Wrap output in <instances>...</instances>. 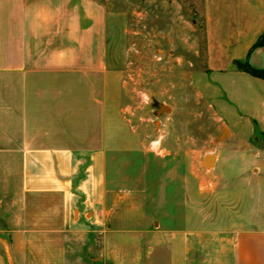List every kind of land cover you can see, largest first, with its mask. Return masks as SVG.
<instances>
[{"label":"crops","instance_id":"0c3cea01","mask_svg":"<svg viewBox=\"0 0 264 264\" xmlns=\"http://www.w3.org/2000/svg\"><path fill=\"white\" fill-rule=\"evenodd\" d=\"M202 15L203 92L235 141L223 142L224 154L203 169L221 184L216 168L231 151L244 190L225 192L217 217L204 208L196 219L186 206L171 214L186 220L163 229L131 204L136 194L115 187L113 157L136 143L115 110L103 4L0 0V92L10 87L0 112L10 111L20 168L0 218V264H145L168 236L170 264H264V143L255 141L264 138V79L234 66L247 59L264 71V44L248 56L264 33V0H202ZM116 131L134 145L115 146ZM229 195L237 205L248 198L250 209L229 215ZM134 219L140 227H125Z\"/></svg>","mask_w":264,"mask_h":264},{"label":"rangeland","instance_id":"374dc122","mask_svg":"<svg viewBox=\"0 0 264 264\" xmlns=\"http://www.w3.org/2000/svg\"><path fill=\"white\" fill-rule=\"evenodd\" d=\"M96 1L103 4L108 18L107 63L114 72L115 110L124 118L136 143L132 152H116L113 157L116 189L136 194L131 204L163 229L181 225L186 215L178 214L174 219L171 214L184 212L186 206L195 208L196 219L202 217L199 212L204 208L211 217H217L219 208L225 205V192L234 194L244 189L238 174L241 168L231 167L235 160L231 151L227 153L228 161H220L216 168L221 184L213 180V173L208 171L211 167L203 169L205 156L224 154L222 143L229 134L225 131L221 136L227 126L219 118L212 98L203 92L202 0ZM0 93L9 95L10 87ZM161 106L168 110H160ZM11 123L10 111L0 112L2 221L10 212L20 170L19 154L10 151L17 140V135L11 133ZM115 133V146L125 140V144L134 145L124 132ZM255 141L261 145L264 138L259 136ZM262 181L259 178V186H263ZM229 197L236 208L228 205L229 215L245 214L250 209L248 198L243 197L237 205L234 196ZM137 222L124 223L135 229ZM169 238L164 237L163 247L145 264H170Z\"/></svg>","mask_w":264,"mask_h":264},{"label":"trees","instance_id":"16d2710c","mask_svg":"<svg viewBox=\"0 0 264 264\" xmlns=\"http://www.w3.org/2000/svg\"><path fill=\"white\" fill-rule=\"evenodd\" d=\"M263 44H264V33L258 38L256 43L251 47V49L249 50L248 56L250 55V53L253 50H255L259 47H262ZM234 66L237 70L245 72V73L249 74L250 76L260 78V79H264V71L251 67L250 64L248 63L247 59L243 62H234Z\"/></svg>","mask_w":264,"mask_h":264},{"label":"bare ground","instance_id":"6f19581e","mask_svg":"<svg viewBox=\"0 0 264 264\" xmlns=\"http://www.w3.org/2000/svg\"><path fill=\"white\" fill-rule=\"evenodd\" d=\"M223 134H226V132H224ZM213 161H214V157H212L211 155H208L204 161V164H207L208 167H211V165L213 164Z\"/></svg>","mask_w":264,"mask_h":264},{"label":"water","instance_id":"95a60500","mask_svg":"<svg viewBox=\"0 0 264 264\" xmlns=\"http://www.w3.org/2000/svg\"><path fill=\"white\" fill-rule=\"evenodd\" d=\"M163 108H165V110H168L166 107H163V106L160 107V110H162ZM224 132H225V131H223V133H224ZM223 133L221 134V136L223 135ZM207 156H208V155H207ZM207 156H205L204 161H205V159H206ZM212 157H213V156H212ZM205 166L208 167L207 164H205Z\"/></svg>","mask_w":264,"mask_h":264}]
</instances>
